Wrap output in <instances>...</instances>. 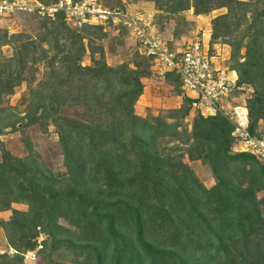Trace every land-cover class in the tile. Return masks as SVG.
Wrapping results in <instances>:
<instances>
[{
  "label": "trees",
  "instance_id": "16d2710c",
  "mask_svg": "<svg viewBox=\"0 0 264 264\" xmlns=\"http://www.w3.org/2000/svg\"><path fill=\"white\" fill-rule=\"evenodd\" d=\"M151 1L161 19L226 8L210 20L211 43L229 46L226 64L236 85L251 88L249 130L264 134V0ZM44 18L49 26L40 42L15 38V54L0 56V133L20 122L3 98L25 80L26 67L44 62L21 125L53 126L65 171L28 167L26 158L3 150L0 211L12 215L0 225L14 251L0 252V264H23L28 253L42 264H264V163L233 149L231 124L197 112L188 129L186 95L177 108L135 113L142 79L152 74L149 57L135 50L131 62L110 65L103 25L78 31L60 13ZM87 51L91 63L83 64ZM163 79L181 94L174 73ZM195 160L209 171L210 187L195 175ZM60 247L71 251L69 263L53 257Z\"/></svg>",
  "mask_w": 264,
  "mask_h": 264
},
{
  "label": "built area",
  "instance_id": "2783aa9c",
  "mask_svg": "<svg viewBox=\"0 0 264 264\" xmlns=\"http://www.w3.org/2000/svg\"><path fill=\"white\" fill-rule=\"evenodd\" d=\"M15 10L44 17L60 13L65 23L78 31L85 25L119 26L134 50L149 57L155 75L163 77L172 72L177 76L182 92L192 94L191 107L196 112L203 116L220 114L231 124L235 151L250 153L264 163V134L250 132L245 102L234 95L235 90L245 87L236 85L233 70L216 63L202 32L171 44L157 30L151 13L108 8L99 0H0V16Z\"/></svg>",
  "mask_w": 264,
  "mask_h": 264
},
{
  "label": "rangeland",
  "instance_id": "374dc122",
  "mask_svg": "<svg viewBox=\"0 0 264 264\" xmlns=\"http://www.w3.org/2000/svg\"><path fill=\"white\" fill-rule=\"evenodd\" d=\"M102 5L108 8L118 7L117 0H99ZM125 1H134V0H125ZM123 4V0H120ZM124 8L127 12H134L129 8L119 6ZM190 10V9H188ZM185 10L180 15H169L166 19H161L158 15H153V21L157 30L168 40L169 33L171 28L174 30L181 29L182 32L186 31H195L197 24L203 23L207 18H202L199 20L195 19L194 15ZM136 11V10H135ZM216 16V15H215ZM185 17L189 21L188 24L183 25L181 18ZM202 21V23H201ZM49 19L44 18L40 15L33 14L24 10H15L11 13L0 16V42H3V34H6L8 44L0 46V56L1 57H10L15 54V49H13L11 43L15 38L21 40L35 39L40 42L43 32L46 30V27L49 26ZM205 24V23H204ZM203 26V25H202ZM115 30L114 33H110L108 29ZM166 27V28H165ZM159 28V29H158ZM163 28V29H162ZM104 30L108 31V36L102 41L105 49V60L110 65H116L122 62H131L133 59V54L135 53L134 48L126 40V32L122 30L119 26L108 25L105 26ZM19 35V36H16ZM86 43V40H84ZM171 44H175L169 41ZM44 45V44H43ZM52 52H50L51 54ZM49 54V55H50ZM31 58V56H29ZM28 58V59H29ZM216 61V60H215ZM83 64H90V54L87 51L82 59ZM218 64L223 65L220 60ZM217 63V61H216ZM46 64L44 62H36L32 68L26 67L23 74L25 75V80L21 81L16 85L11 94H8L2 100V106L5 108L7 105L11 106L10 111L13 113L12 118L20 120L17 123L18 127H8L0 133V140L2 141V147L0 146V159L2 158L3 150L9 151L12 155L18 156L21 158H26L28 162V167L33 166L36 169L50 171V174H56L65 171L63 164L62 155H60V149L58 145V137L54 131L52 125H47L43 127L40 123L27 124L22 126L21 123L24 122V119L21 120L20 117L24 115V111L28 108L29 101L35 99L34 92L32 88L38 87L40 81L44 78V72L46 70ZM227 67V65H224ZM244 90H235L234 95L240 101H244L251 93V88L244 86ZM43 91H46L42 89ZM137 104V101L135 105ZM135 113L139 115H146L149 112L157 114L161 112V109H145L141 104L135 107ZM6 111V112H7ZM73 112V110H72ZM191 113V114H190ZM189 115L186 117L187 128L191 127V121L197 112L192 108ZM235 147V144L233 145ZM190 165L195 173V175L201 180V182L206 186L210 187L213 184V179L207 170V168L201 164L199 160L190 162ZM35 174V173H34ZM38 175H41L37 172ZM11 207L19 210H27L28 205L24 203L13 202ZM12 215V210L0 211V219L5 221L8 220ZM58 223L64 227L72 226L63 219H59ZM45 235L40 233L37 236V241L40 242ZM10 252L14 250L7 245V237L5 230L2 225H0V252ZM72 253L69 249L65 247L58 248L54 253L53 257L60 262L69 263ZM23 264H42V259H38L37 256H31L30 253L26 254L23 259Z\"/></svg>",
  "mask_w": 264,
  "mask_h": 264
},
{
  "label": "crops",
  "instance_id": "0c3cea01",
  "mask_svg": "<svg viewBox=\"0 0 264 264\" xmlns=\"http://www.w3.org/2000/svg\"><path fill=\"white\" fill-rule=\"evenodd\" d=\"M123 4L131 11L132 10L144 11L145 13H151L152 15H158L159 13V11L155 8V5L151 0H134L130 2L123 0ZM188 11L191 13V15L195 16L196 20H199V18L204 19L207 17L208 19L203 21V23L201 21L203 26L201 24H197V26L195 27L196 30L194 32L186 31L175 35L173 33L174 30L171 28V31L169 33L170 37H168V40L173 43H181L187 40L188 38H190L191 36H193L195 33L200 34L202 32L204 44L209 49V52L214 54L217 63H220L218 62V60H220L223 65H227L226 62L229 58V46L221 42L211 43V25H210L211 18L214 17L215 15L226 12V8H219L212 10L207 14H198V15H195L192 9ZM108 31L111 34L115 32V30L112 29L110 30V28L108 29ZM234 76L236 78L235 71H234ZM142 83H143V90L137 100V104L135 105V107L141 104L143 107H145V109L147 108L151 110L157 108L158 109L177 108L181 105L182 97L184 95L192 99V94L189 92H182L181 90V94H177L173 90V86L171 84L166 82L163 79V77L157 76L153 72L149 77L143 78Z\"/></svg>",
  "mask_w": 264,
  "mask_h": 264
}]
</instances>
